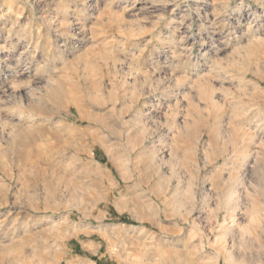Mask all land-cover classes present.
<instances>
[{"label":"rangeland","instance_id":"rangeland-1","mask_svg":"<svg viewBox=\"0 0 264 264\" xmlns=\"http://www.w3.org/2000/svg\"><path fill=\"white\" fill-rule=\"evenodd\" d=\"M0 264H264V0H0Z\"/></svg>","mask_w":264,"mask_h":264}]
</instances>
